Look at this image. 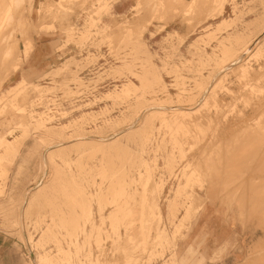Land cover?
<instances>
[{"label":"rangeland","instance_id":"obj_1","mask_svg":"<svg viewBox=\"0 0 264 264\" xmlns=\"http://www.w3.org/2000/svg\"><path fill=\"white\" fill-rule=\"evenodd\" d=\"M29 1L11 0L0 32V229L22 264H264V34L248 73L226 72L264 30V0H136L120 14L117 0H66L45 16ZM41 34L59 60L10 91ZM173 105L200 112L157 111ZM210 212L239 232L205 256L183 245Z\"/></svg>","mask_w":264,"mask_h":264},{"label":"crops","instance_id":"obj_2","mask_svg":"<svg viewBox=\"0 0 264 264\" xmlns=\"http://www.w3.org/2000/svg\"><path fill=\"white\" fill-rule=\"evenodd\" d=\"M135 3L136 0H117L112 5V10L119 14L125 13L132 9ZM51 43L52 39H50L48 34L36 36L33 41V49L26 59V65L22 69V72L19 71L16 76L22 75L24 77L34 78L36 74L54 66L59 60V57L57 52L55 54L51 53ZM19 78L20 76L16 77V79ZM213 214L214 212H210L206 217L205 224L197 220L190 225L185 240L186 243L183 245L184 247L196 246L199 243L203 254L210 256L224 241L230 237H234L233 235L239 232L235 224H231L229 220L221 219V222H215L212 218ZM15 243L17 242L14 238L0 229V264H22L20 253L14 246ZM177 258V260L180 259L179 257Z\"/></svg>","mask_w":264,"mask_h":264},{"label":"bare ground","instance_id":"obj_3","mask_svg":"<svg viewBox=\"0 0 264 264\" xmlns=\"http://www.w3.org/2000/svg\"><path fill=\"white\" fill-rule=\"evenodd\" d=\"M66 0H56L55 2H53V1H50V0H44V1H41L40 3H39V6H38V9H37V11L39 12V13H41V15L43 16H45V15H48V14H50L52 11H54V6H55V10H56V8L57 9H61V8H63V6H64V2H65ZM74 1V0H73ZM5 3H7L6 4V8L3 10V11H1L0 10V32L3 30V29H5L4 28V24H5V22H6V19H4V16L6 15V14H8L9 13V8H10V5H11V7L13 6V4H11V0H5L4 1ZM32 4H33V0H30L29 1V4H28V7H30L31 8V10H32ZM135 6V5H134ZM134 6H133V8H134ZM58 10V11H59ZM56 17V16H55ZM264 34V30H262L261 31V33L259 34V35H257L256 37H255V39H254V41H253V43H248L247 45H245V44H243L242 46H241V48H240V51H239V54H238V57L236 58V60L234 61V62H238V59L242 56V55H245L244 56V58L242 59V61H240V63H238L235 67H227V70H226V72H228V71H231V73L233 72V70H234V68H236V67H238L239 69H242V74L244 73V75H246L247 73H248V69H249V64H250V61L251 60H253V55H254V51H253V49H248L249 47L248 46H252V45H254L255 44V42L259 39V37L260 36H262ZM38 40V39H37ZM248 47V48H247ZM10 49H12L11 47H10ZM32 49H33V41H29V45H28V47L26 48V50H25V56H29V54H30V52L32 51ZM230 52V50H228V52L227 51H225L224 52V56H227L228 55V53ZM33 53V52H32ZM35 53V52H34ZM232 57L234 56L233 54H230ZM41 58V57H40ZM43 60V59H42ZM46 61V60H45ZM19 62H17L16 61V63L15 64H13V68H12V71H16L17 70V68L19 67ZM264 65V64H263ZM260 68V67H259ZM39 70V69H38ZM262 70V69H261ZM239 71V70H238ZM258 71V70H257ZM236 72V71H235ZM235 72H233V73H235ZM232 73V74H233ZM238 74V73H237ZM264 75V74H263ZM240 76H241V74H240ZM240 76H237V79H240V78H238V77H240ZM250 75H248V77H249ZM242 77V76H241ZM211 78H213V77H211ZM244 78V77H243ZM216 80V78L215 79H213V80H211L212 82H214ZM22 81H23V78H22V76L19 78V80L15 83V85H13V87L11 88V90L10 91H13V92H15L17 89H19L20 88V85H22ZM243 82H245V80L244 81H242L241 82V85H243L244 86V84H242ZM240 83V82H239ZM247 83H248V81H247ZM241 85H239V86H241ZM249 85H251V84H249ZM136 84H134L133 82H127V83H125V84H122V86H120L121 88H119V90H117L116 92H113V93H109V94H112V95H114V96H126V95H128L131 91H133V90H135V88H136ZM245 87V86H244ZM243 87V88H244ZM242 88V86L240 87V89H243ZM247 88V87H246ZM248 90V89H247ZM244 91H246V90H244ZM212 92V88H210L209 89V91L206 93V92H203L202 94L204 95L205 94V98H204V100H208L210 97H212L211 95H210V93ZM181 94V93H180ZM207 94V95H206ZM210 95V96H209ZM209 96V97H208ZM13 98V101L15 100V96L13 95L12 96ZM207 97H208V99H207ZM203 103H204V101H203ZM202 103V104H203ZM215 103V102H214ZM255 104V103H254ZM216 105V104H215ZM167 107H172L171 108V110L170 111H168V110H162L161 108H159V109H157V111L159 112V113H163L164 115H165V113H172V114H174V115H177V118H178V116H190V114H193L194 112H197L196 110H198L199 108H196L195 109V107L194 106H191V107H185V106H181V105H173V106H163L162 108L163 109H168ZM216 107H219V106H216ZM225 107V106H224ZM223 107V109H225ZM244 107V106H243ZM246 107V109H247V106H245ZM229 108H231V107H229ZM228 108V109H229ZM227 109V108H226ZM234 109V108H233ZM249 109V108H248ZM200 110V109H199ZM215 110V109H214ZM218 110V109H217ZM231 110V109H230ZM221 111V110H220ZM223 111V110H222ZM224 111H226V110H224ZM223 111V112H224ZM227 111H229V110H227ZM226 111V112H227ZM236 110H234V112H235ZM200 112V111H199ZM199 112H197V113H199ZM223 112H221V113H223ZM232 112H233V110H232ZM231 112V113H232ZM209 113V112H208ZM215 113V112H214ZM214 113H213V115H214ZM220 113V112H219ZM218 113V114H219ZM236 113V112H235ZM162 114V115H163ZM203 114V113H202ZM218 114H216L214 117H216ZM233 114V113H232ZM238 114V113H237ZM207 115V114H206ZM210 115H211V113H210ZM224 115V114H223ZM34 116V115H33ZM188 116V117H189ZM195 116H197V115H195ZM201 117H202V115H200ZM209 116V115H208ZM232 116V115H231ZM239 116V115H238ZM244 116V115H243ZM190 117H192V116H190ZM220 117V116H219ZM226 117V116H225ZM225 117H224V119H225ZM233 117V116H232ZM231 117V118H232ZM260 117V116H259ZM185 118H187V117H185ZM199 119L198 120H200V122H201V120L202 119H200V117H198ZM205 117L203 116V119H204ZM207 118V117H206ZM221 118V117H220ZM223 118V117H222ZM257 118V117H256ZM262 118V117H261ZM35 119L37 120V122H39V119H40V117H35ZM184 119V118H183ZM190 119H193V118H190ZM195 119V118H194ZM196 119H197V117H196ZM195 119V120H196ZM207 119H209V118H207ZM215 119H217V117L215 118ZM252 119V118H251ZM258 119V118H257ZM256 119V120H257ZM185 120V119H184ZM210 120V122L212 123V121L214 120V118L213 119H209ZM212 120V121H211ZM253 120V122H254V119H252ZM177 121V120H176ZM175 121V123H176V125H179L177 122ZM181 121V120H180ZM187 121V120H186ZM189 121V120H188ZM217 121V120H216ZM224 121V120H223ZM263 121V120H262ZM262 121H260L259 123L261 124V122ZM194 122V121H193ZM198 122V121H197ZM210 122H207L208 124L207 125H209V123ZM256 122V121H255ZM183 123H184V121H183ZM188 123V122H187ZM190 123V122H189ZM195 123V122H194ZM194 123H192V121H191V124L193 125ZM203 123H204V126L203 127H205V120L203 121ZM214 123V122H213ZM220 123V122H219ZM222 123H224V122H222ZM225 123H227V120L225 121ZM229 123V122H228ZM231 123V122H230ZM233 123V122H232ZM257 123H258V121H257ZM263 123V122H262ZM185 124H186V122H185ZM217 124H218V122H217ZM235 124V123H234ZM233 124V125H234ZM259 124V125H260ZM203 125V124H202ZM202 125H200V126H202ZM211 125V124H210ZM214 125V124H213ZM222 125V124H221ZM225 124H223V126H224ZM254 125V123L253 124H251V126H253ZM255 125H257V128L259 129V132L261 131L260 130V128L258 127V124H256L255 123ZM181 126V128L182 127H184V126H186V125H179L178 127H180ZM195 126H197V125H195ZM215 126V125H214ZM218 125H216V127H217ZM219 126H220V124H219ZM218 126V127H219ZM261 126V125H260ZM262 126H264V125H262ZM187 127V126H186ZM188 127H190V125L188 126ZM187 127V128H188ZM217 127V128H218ZM222 127V126H221ZM254 127V126H253ZM256 127V126H255ZM186 128V129H187ZM191 128H192V126H191ZM197 128H199L200 129V127H197ZM207 128H208V126H207ZM217 128L215 129V128H213V129H215V130H217ZM263 128V127H262ZM189 129V128H188ZM196 129V128H195ZM210 129H211V127H210ZM228 129V128H227ZM257 129V130H258ZM182 130H184V131H186L185 130V127H184V129H182ZM190 130V129H189ZM192 130V129H191ZM190 130V131H191ZM225 130V129H224ZM253 130H254V132H255V129L253 128ZM256 130V131H257ZM263 130V129H262ZM188 131V130H187ZM189 131V132H190ZM258 132V133H259ZM185 133V132H184ZM191 133V132H190ZM189 133V134H190ZM261 134H262V132H260ZM259 133V135H261ZM263 133H264V131H263ZM188 134V133H187ZM252 134H253V132H252ZM251 134V135H252ZM257 133H255V135H256ZM184 135V134H183ZM182 135V136H183ZM202 135V134H201ZM223 135H225V134H223ZM254 135V136H255ZM186 136V135H185ZM193 135L192 134H190V137H192ZM195 136V135H194ZM204 135H202V137H203ZM181 137V136H180ZM188 137H189V135H188ZM247 137L248 136H245L244 138H246L247 139ZM252 137V136H251ZM260 137V136H259ZM179 138V137H178ZM177 138V139H178ZM184 138H186V137H184ZM196 138V137H195ZM197 138H199V137H197ZM203 138H205V137H203ZM254 138H256V137H254ZM189 139L190 138H188V141H186V139L184 140V141H186V144H188L189 145V143H187V142H189ZM192 139V138H191ZM200 139V138H199ZM260 139H264L263 138V134H262V136H261V138ZM181 140V139H180ZM244 140V139H243ZM242 140V141H243ZM249 140V139H248ZM250 140H251V138H250ZM253 140V139H252ZM193 141H194V138H193ZM199 141V140H198ZM203 141H205L204 139H203ZM244 141H246V140H244ZM258 141H260L261 142V140H258ZM258 141H257V143H258ZM263 141V140H262ZM181 141H179L178 142V144L180 143ZM196 142V141H195ZM201 142H202V140H201ZM201 142H199V143H201ZM182 143H183V141H182ZM191 143V142H190ZM197 143V142H196ZM253 143V142H252ZM263 143H264V141H263ZM195 144V143H194ZM198 144V143H197ZM242 144V143H241ZM250 144V143H249ZM254 144V143H253ZM259 144V143H258ZM262 144V143H261ZM181 145V144H180ZM191 145H192V143H191ZM190 145V146H191ZM199 145V144H198ZM242 145H244V143L242 144ZM241 145V146H242ZM247 145V144H246ZM189 146V147H190ZM193 146V145H192ZM239 146H240V144H239ZM245 146V145H244ZM248 146V145H247ZM250 146V145H249ZM249 146H248V148L247 149H249ZM257 146V145H256ZM259 146H260V144H259ZM262 146V145H261ZM180 147H182V146H180ZM195 147V146H194ZM242 148V147H241ZM253 148H255V147H253ZM252 148V146H250V149H253ZM258 148H262V147H258ZM264 148V147H263ZM191 149H193V147H191ZM191 149H189V150H191ZM245 149V148H244ZM244 149H243V151H244ZM257 149V148H256ZM188 149H187V151H189ZM246 150V149H245ZM255 150V149H254ZM186 151V152H187ZM193 151V150H192ZM227 151H229L228 149L225 151V153L227 154ZM248 151V150H247ZM250 151V150H249ZM260 151H262V150H260ZM260 151H259V153H260ZM245 152V151H244ZM257 152V154H258V151H256L255 150V152H254V154ZM188 153V152H187ZM230 153H232V154H229V152H228V154H229V156L230 155H232L233 156V154L235 153H233V152H230ZM237 154V153H236ZM252 156H254L253 155V151H252ZM247 155H248V153H247ZM246 154H245V156H247ZM250 155V154H249ZM251 156V157H252ZM255 156H258V155H256L255 154ZM244 157V156H243ZM242 157V158H243ZM248 157H250V156H248ZM250 157V158H251ZM245 158V157H244ZM255 158V157H254ZM252 160H254V162H251V163H255L256 161H255V159H253V158H251ZM250 159V160H251ZM249 160V161H250ZM251 160V161H252ZM245 161H247V159L245 160ZM264 161V160H263ZM247 167L249 166H252L250 163H249V165H246ZM254 166V165H253ZM258 169V168H257ZM156 208H157V214H158V216H160V208H159V206L157 205L156 206ZM203 211H208V209L206 208V206L204 207V209H203ZM154 214H156V213H153L152 215H154ZM152 215H151V217H152ZM142 217V216H141ZM149 217H150V215H149ZM151 220V219H150ZM146 221V218H144V217H142V222H145ZM146 225V224H145ZM148 225V224H147ZM137 231V230H136ZM141 243V242H140ZM144 243V242H143ZM141 246V245H140ZM256 246H254V248H255ZM143 248V247H142ZM32 250V249H31ZM29 251V250H28ZM31 262H32V264H52V261H50V259L47 257V256H41V257H36V255H34V254H32L31 253Z\"/></svg>","mask_w":264,"mask_h":264}]
</instances>
